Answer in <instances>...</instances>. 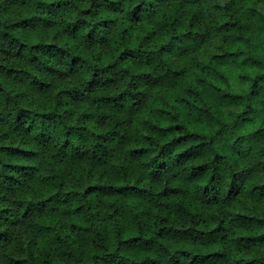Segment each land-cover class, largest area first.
Returning a JSON list of instances; mask_svg holds the SVG:
<instances>
[{"label": "trees", "instance_id": "obj_1", "mask_svg": "<svg viewBox=\"0 0 264 264\" xmlns=\"http://www.w3.org/2000/svg\"><path fill=\"white\" fill-rule=\"evenodd\" d=\"M0 264H264V0H0Z\"/></svg>", "mask_w": 264, "mask_h": 264}]
</instances>
